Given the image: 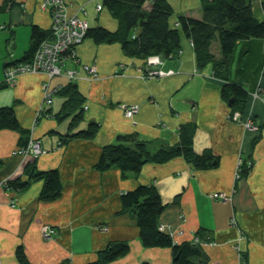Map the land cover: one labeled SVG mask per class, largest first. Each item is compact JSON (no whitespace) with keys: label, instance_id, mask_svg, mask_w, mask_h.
Returning a JSON list of instances; mask_svg holds the SVG:
<instances>
[{"label":"crops","instance_id":"1","mask_svg":"<svg viewBox=\"0 0 264 264\" xmlns=\"http://www.w3.org/2000/svg\"><path fill=\"white\" fill-rule=\"evenodd\" d=\"M41 0H0V107L12 106L18 122L38 139L44 152L36 158L20 152L18 131L0 130V264H19L15 257L21 245L31 264H86L96 259L112 240L126 241V255L107 264H172L170 247H144L134 218L121 212L120 194L138 184L154 185L166 204L159 216L164 231L174 243L192 241L203 232L201 247L206 264H264V37L242 39L234 45L227 80L241 82L248 92L238 119L230 118L228 101L221 97L225 82L212 75L210 64L199 69L190 41L181 36L177 54L146 59L126 56L118 43L96 44L85 37L75 56L65 55L62 67L77 73L73 83L84 97L82 120L73 131L89 121L99 123L92 139L72 138L60 144L59 133L68 128L69 117L58 113L64 97L66 76L47 80L42 73H24L11 86L2 81L10 64L24 62L34 26L49 32L51 16ZM177 25L179 15L201 18L199 0H167ZM253 4L254 16L264 22L262 2ZM66 11L80 6L88 27L114 31L117 21L102 0H65ZM219 56L217 44L212 47ZM158 61H155V58ZM82 65L95 66L96 79L85 77ZM52 91L51 104L36 117L41 106L43 84ZM136 104L138 110L126 117L122 105ZM231 105V104H230ZM234 115V114H233ZM246 123L252 128H247ZM191 125L193 148L209 150L218 158L212 169L196 170L182 157L162 164L146 163L137 175L121 176L116 167L94 168L101 147L113 144L118 135H134L149 142V149L179 143V127ZM54 129L58 134L50 133ZM252 164L236 178L238 160ZM36 171L56 169L61 194L52 201L40 200L41 180L22 190L4 182L27 177L25 165ZM226 196L213 198L212 194ZM13 205V206H12ZM56 234L42 236V227Z\"/></svg>","mask_w":264,"mask_h":264},{"label":"trees","instance_id":"2","mask_svg":"<svg viewBox=\"0 0 264 264\" xmlns=\"http://www.w3.org/2000/svg\"><path fill=\"white\" fill-rule=\"evenodd\" d=\"M199 1L201 18L179 15L175 25L170 22L173 10L167 0H102V8L117 21V27L114 31L101 26L88 27L85 37L91 38L96 44L118 43L126 56L146 59L149 56L168 58L177 54L181 36L184 35L192 45L198 68L202 69L210 64L212 75L225 81L220 92L223 100L231 99L230 118L234 113L242 115L248 92L241 82L228 81L227 71L237 41L264 37V22L258 20L253 12V4L257 0ZM262 7L264 11V1ZM3 10L4 7L0 6V12ZM48 35L49 32L36 26L32 28L27 60ZM214 44H217L219 56L213 53ZM59 93L64 101L55 116L60 121L69 117L66 132L59 133L60 144H65L72 138H94L99 129V123L95 121H89L85 128L73 131L83 117L84 97L76 84L68 82L61 87ZM191 127L189 124L181 125L179 143L161 146L156 151L149 149V142L134 135H118L115 143L101 147L94 168L102 172L116 167L125 178L128 173L137 175L146 163L162 164L178 156L196 170L214 168L218 163L216 156L209 150L201 153L194 150ZM1 129L18 131L21 135L19 147L26 146L30 132L20 126L12 106L0 107ZM50 133L58 134L54 129ZM244 166L239 177L248 172L249 168ZM25 169L27 177L24 180L17 178L8 181L9 188L22 190L31 181L41 180L42 187L38 195L40 200L52 201L60 196L62 184L58 170L36 171L31 161L26 163ZM120 202L121 212H127L134 218L144 247H170L172 264L207 263V255L199 240L204 236L201 230L197 231L192 241L174 243L170 231L160 228L159 216L166 204L154 185L138 184L133 189L122 192ZM128 251L129 244L126 241L112 240L97 253L95 260L86 264H107L126 255ZM15 257L19 264H31L21 245L16 248Z\"/></svg>","mask_w":264,"mask_h":264},{"label":"built area","instance_id":"3","mask_svg":"<svg viewBox=\"0 0 264 264\" xmlns=\"http://www.w3.org/2000/svg\"><path fill=\"white\" fill-rule=\"evenodd\" d=\"M40 6L42 9L49 11L51 16L49 35L38 44L29 60L13 63L4 68L2 81L5 85H13L17 76L24 73H42L45 74L47 80L60 75L62 73L63 57L65 55L74 57L75 47L80 44L85 37L88 24L85 19L77 14L79 11L85 14L82 6L78 8L77 12L71 15L66 11L67 6L65 0H41ZM96 9L100 10L99 6H97ZM155 61H158L157 57ZM81 67L85 71L86 78H97L95 66L82 65ZM262 71L264 72V64ZM64 75L70 82L78 78L77 73L73 70H66ZM47 85L48 81L43 84L42 102L36 117L43 112L46 106L51 104L53 92L47 89ZM121 109L126 117H132L138 110V106L136 104L122 105ZM238 116V113H234L232 119L237 120ZM245 125L247 128L253 127L249 123ZM20 152L25 157L36 158L44 152V149L38 139L32 138L31 135H29L26 146L20 148ZM251 164L250 161L244 162L242 159H239L235 174L236 178L239 177L240 170L243 168L242 166L245 165L244 167L248 169ZM4 185L9 186L7 180L4 182ZM211 197H221L223 200L226 199L225 195L219 193H214ZM160 228L163 229V226L160 225ZM42 233L44 237H47L46 239H50L56 234L54 229H46L43 230Z\"/></svg>","mask_w":264,"mask_h":264},{"label":"bare ground","instance_id":"4","mask_svg":"<svg viewBox=\"0 0 264 264\" xmlns=\"http://www.w3.org/2000/svg\"><path fill=\"white\" fill-rule=\"evenodd\" d=\"M97 6H99V9L102 8V5L97 4L96 7H97ZM66 70H70V69H68V68L64 69V68L62 67V73H61L60 75H64V72H65ZM60 75H58V76H60ZM64 76H65V75H64ZM121 193H122V192H121Z\"/></svg>","mask_w":264,"mask_h":264},{"label":"rangeland","instance_id":"5","mask_svg":"<svg viewBox=\"0 0 264 264\" xmlns=\"http://www.w3.org/2000/svg\"><path fill=\"white\" fill-rule=\"evenodd\" d=\"M46 229H52V230H53L54 228H52V227H50V226H43V227H42V231H43V230H46ZM54 230H55V229H54ZM45 232H46V231H45ZM55 232H56V230H55ZM56 233H57V232H56ZM42 236H43V233H42ZM43 237H44V236H43ZM44 238L46 239L47 237H44Z\"/></svg>","mask_w":264,"mask_h":264},{"label":"water","instance_id":"6","mask_svg":"<svg viewBox=\"0 0 264 264\" xmlns=\"http://www.w3.org/2000/svg\"><path fill=\"white\" fill-rule=\"evenodd\" d=\"M161 58V57H160ZM163 58V57H162ZM230 104H231V99L228 101V105L230 106Z\"/></svg>","mask_w":264,"mask_h":264}]
</instances>
